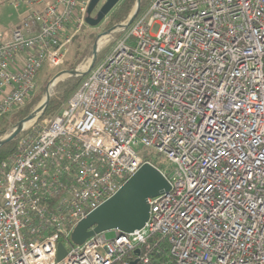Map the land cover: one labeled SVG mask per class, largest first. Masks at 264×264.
Here are the masks:
<instances>
[{"label": "built area", "instance_id": "1", "mask_svg": "<svg viewBox=\"0 0 264 264\" xmlns=\"http://www.w3.org/2000/svg\"><path fill=\"white\" fill-rule=\"evenodd\" d=\"M91 1L12 3L25 11L0 33V121L44 66L63 64ZM127 22L99 37L110 50L60 113L1 162L0 264H150L164 244L174 264H264V0H153ZM146 163L171 189L149 199L144 227L73 244Z\"/></svg>", "mask_w": 264, "mask_h": 264}, {"label": "water", "instance_id": "2", "mask_svg": "<svg viewBox=\"0 0 264 264\" xmlns=\"http://www.w3.org/2000/svg\"><path fill=\"white\" fill-rule=\"evenodd\" d=\"M100 1L92 0L89 5L86 23L91 27L100 25L121 0H104V5L99 9L96 16H93ZM141 2V0H137L136 6L128 18V22L122 25L128 27L137 18L141 12ZM109 32L110 30L103 34ZM98 51L99 45L97 40L93 46L92 58L86 71L64 70L56 74L50 82L49 91L42 104L27 117L19 121L9 135L0 138V147L14 141L26 129V124L36 123L43 116L53 95L54 88L60 81L61 75L67 74L69 77H85L95 66ZM170 189L171 184L169 180L160 170L149 163L144 164L123 184L113 197L101 204L76 225L71 233V242L81 246L88 239L101 233L118 231L121 236L141 229L150 217L151 208L148 202L149 199L168 194ZM66 254L67 250L65 246L60 243L58 246V260H62Z\"/></svg>", "mask_w": 264, "mask_h": 264}, {"label": "rangeland", "instance_id": "3", "mask_svg": "<svg viewBox=\"0 0 264 264\" xmlns=\"http://www.w3.org/2000/svg\"><path fill=\"white\" fill-rule=\"evenodd\" d=\"M14 1L15 0H0V33L9 34L11 32V30L14 29L17 26V24H18L17 21L21 20V16H22L23 12L25 11L23 6L20 7L18 10L16 8H14V6L12 5V3ZM123 1L124 0H121L118 5L123 3ZM136 3H137V0H135V4L133 6V9H132L131 13L133 12V10L135 8ZM103 5H104V0H101L100 3L98 4L96 10L94 11L93 16H96L97 12L99 11V9ZM141 5H142V2H141ZM141 10H142V7H141ZM131 13H130V15H131ZM130 15H129V17H130ZM109 16H110V14L107 16V18L100 25H98L96 27H91V26H89L87 24V26H85L82 29V31H80V33L77 34L76 38L73 40V43L71 45V48H70L69 52L66 55L65 61H68L69 63L76 62V59L79 57L78 53L80 52V50H82L84 48L85 44H88L89 41H90L89 38H88V36L90 34H93V33L96 34V40L94 42V44H95L97 42V40H98V37L101 34H103L107 30H109L110 28L115 26V25L114 26H109L110 25V21H108ZM128 18L125 21H127ZM123 22H121V23H123ZM116 25H118V24H116ZM152 33L155 34L156 33V29H154L152 31ZM114 37L117 38V34L114 35ZM98 45L99 46L102 45V48L99 50L98 54L99 53H103V57L107 54V52L110 50V48L112 46L111 43H105L104 40H103V44H102V40H101L98 43ZM91 58H92V56L84 58L79 63V65L77 66L76 70H79L80 72L86 71L88 66H89V64H90ZM102 58L97 56L96 63L98 61H101ZM64 70H68L67 67H65L64 64H62L60 67L55 68V69H50V68L44 66L40 70L38 75H37V78H36L37 90L34 92V94L31 96L30 99L32 100L33 98H35V97L40 95L41 96V101H40V103L38 105V106H40L42 104L44 98L46 97L47 92L49 91V86H50L51 80L53 79V77L56 74H58L59 72L64 71ZM68 78H70V77L67 74H63V75H61L59 82H64ZM62 108H61V110H62ZM10 117H11V115L8 116L6 119H9ZM50 120H52V118L51 119L50 118H45L39 124H36V123L32 122L30 125L26 126L27 130L25 129L24 134H26V133L28 134L30 132L31 134L36 136L39 133V131L42 129V127L46 126L50 122ZM14 127H15V125L9 126L7 128L8 132H6V134L3 137L9 135L13 131ZM3 137H1V138H3ZM135 149H136L137 152H140L141 155L148 154V155L151 156V158L153 160H157V161L163 163L164 167H166L169 164L163 157L158 156L155 153L151 154V152L146 151L145 149H142L141 147H139V148L135 147ZM107 235H108V237H113L114 236V232L110 231V232L107 233ZM64 246H65V248L67 250H71L72 249V243L69 240H64Z\"/></svg>", "mask_w": 264, "mask_h": 264}, {"label": "trees", "instance_id": "4", "mask_svg": "<svg viewBox=\"0 0 264 264\" xmlns=\"http://www.w3.org/2000/svg\"><path fill=\"white\" fill-rule=\"evenodd\" d=\"M153 0H142V10L145 9ZM135 4V0H124L123 3L118 5L111 13L108 18V21H110L109 26H114L116 24H120L121 22L125 21ZM82 31V30H81ZM77 36V35H76ZM75 36V38H76ZM74 38V39H75ZM89 43L85 44L84 48L80 50L78 53V58L76 59V62L69 63L68 61L63 62L65 67H67L68 70H76L79 63L86 57L92 56L93 51V44L96 40V34H90L88 36ZM98 57H103V53H99ZM99 62V61H98ZM97 62V63H98ZM85 78L84 77H70L64 82H59L55 88L53 95L49 101L48 107L46 111L44 112L43 116L36 122V124H39L41 121H43L45 118H54L57 116L61 108L66 104V102L69 100V98L73 95V93L79 88L81 83L83 82ZM41 101V96H37L33 98L32 100L29 99L25 106L15 112L9 119L4 118L0 121V138L3 137L7 131V128L9 126L16 125L19 121L27 117L32 111H34L37 106L39 105ZM31 134L30 132L28 133ZM27 133L24 134L22 132L14 141H11L4 146L0 147V164L3 160H5L10 154H12L17 146L18 141L21 137L24 135H28ZM145 161L151 162L153 165H155L160 170H164V164L153 160L150 155L145 154L143 155ZM150 264H174L172 259L168 255V248L167 245L164 244V247L162 248L161 252H155L153 258L151 259Z\"/></svg>", "mask_w": 264, "mask_h": 264}, {"label": "crops", "instance_id": "5", "mask_svg": "<svg viewBox=\"0 0 264 264\" xmlns=\"http://www.w3.org/2000/svg\"><path fill=\"white\" fill-rule=\"evenodd\" d=\"M21 20H22V16H21ZM21 20L17 21V23H18V24H17V26H16V27H18V26L20 25V23H21ZM16 27H15V28H16ZM12 30H13V29H12ZM7 32H8V31H7ZM22 61H23V60H22V58H21V62H22Z\"/></svg>", "mask_w": 264, "mask_h": 264}, {"label": "bare ground", "instance_id": "6", "mask_svg": "<svg viewBox=\"0 0 264 264\" xmlns=\"http://www.w3.org/2000/svg\"><path fill=\"white\" fill-rule=\"evenodd\" d=\"M51 85V84H50ZM45 99V98H44ZM44 101V100H43ZM31 123H28V124H26L25 126H28V125H30Z\"/></svg>", "mask_w": 264, "mask_h": 264}, {"label": "flooded vegetation", "instance_id": "7", "mask_svg": "<svg viewBox=\"0 0 264 264\" xmlns=\"http://www.w3.org/2000/svg\"><path fill=\"white\" fill-rule=\"evenodd\" d=\"M104 3H105V1H104Z\"/></svg>", "mask_w": 264, "mask_h": 264}]
</instances>
